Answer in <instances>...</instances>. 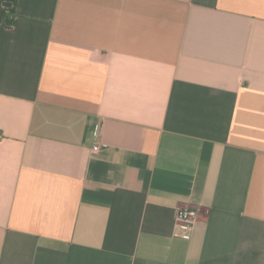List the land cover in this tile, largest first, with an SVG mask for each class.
Listing matches in <instances>:
<instances>
[{"label":"crops","instance_id":"crops-1","mask_svg":"<svg viewBox=\"0 0 264 264\" xmlns=\"http://www.w3.org/2000/svg\"><path fill=\"white\" fill-rule=\"evenodd\" d=\"M0 264H264V0H0Z\"/></svg>","mask_w":264,"mask_h":264},{"label":"built area","instance_id":"built-area-1","mask_svg":"<svg viewBox=\"0 0 264 264\" xmlns=\"http://www.w3.org/2000/svg\"><path fill=\"white\" fill-rule=\"evenodd\" d=\"M100 147V144L93 146L92 153L96 154ZM197 218L198 212L195 209L184 208L179 210L176 214L174 235L182 239H188Z\"/></svg>","mask_w":264,"mask_h":264}]
</instances>
